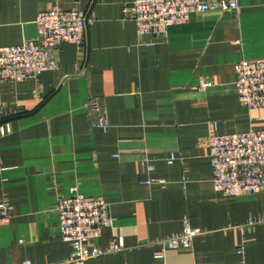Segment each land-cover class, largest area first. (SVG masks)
Here are the masks:
<instances>
[{
    "label": "crops",
    "instance_id": "crops-1",
    "mask_svg": "<svg viewBox=\"0 0 264 264\" xmlns=\"http://www.w3.org/2000/svg\"><path fill=\"white\" fill-rule=\"evenodd\" d=\"M237 1V11L194 14L141 41L135 0H0L2 46L37 41V18L52 9L93 19L84 48L62 46L58 69L0 83L12 114L0 121V204L10 206L0 264L69 257L57 206L73 187L104 197L115 218L92 245L126 246L84 264H264V226L246 225L264 216V190L218 192L208 145L213 133L264 131V109L243 107L236 90V65L264 59V0ZM93 98L107 131L93 126ZM186 226L202 235L170 250L164 239Z\"/></svg>",
    "mask_w": 264,
    "mask_h": 264
},
{
    "label": "built area",
    "instance_id": "built-area-1",
    "mask_svg": "<svg viewBox=\"0 0 264 264\" xmlns=\"http://www.w3.org/2000/svg\"><path fill=\"white\" fill-rule=\"evenodd\" d=\"M238 9L237 0H135V10L130 18L137 24L139 39L144 41L150 36L166 35L170 27L187 23L194 14ZM92 21V17L81 10L56 8L41 13L36 21L37 41L17 46L0 45V83H22L58 69L62 46L70 44L78 49L84 48L87 28ZM236 73L240 104L249 110L264 109V59L241 61L236 65ZM87 109L96 116L93 126L107 131L109 123L101 103L93 98L88 102ZM11 116L0 108V119L9 120ZM208 145L212 181L218 192L225 196L242 197L264 190V131L252 130L232 135L213 133ZM170 160H175V157L172 155ZM0 208V223L7 222L10 215L8 202L1 203ZM57 211L63 240L72 248L69 257L59 264H84L126 250L121 237L113 239L108 250L92 245L93 241L101 238L104 229H112L115 225L110 204L104 197H88L73 187L69 197L59 198ZM246 225L264 226V216L251 218ZM201 235L202 231L186 226L182 233L164 239V243L170 250H191L194 241ZM158 258L163 256L158 255ZM23 264L34 263L26 260Z\"/></svg>",
    "mask_w": 264,
    "mask_h": 264
},
{
    "label": "trees",
    "instance_id": "trees-1",
    "mask_svg": "<svg viewBox=\"0 0 264 264\" xmlns=\"http://www.w3.org/2000/svg\"><path fill=\"white\" fill-rule=\"evenodd\" d=\"M0 121H5V120L2 119V120H0Z\"/></svg>",
    "mask_w": 264,
    "mask_h": 264
}]
</instances>
